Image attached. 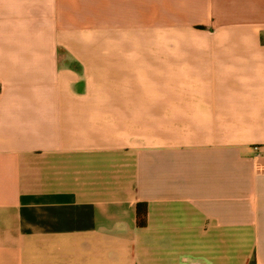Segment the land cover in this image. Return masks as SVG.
I'll list each match as a JSON object with an SVG mask.
<instances>
[{
	"label": "crops",
	"instance_id": "crops-1",
	"mask_svg": "<svg viewBox=\"0 0 264 264\" xmlns=\"http://www.w3.org/2000/svg\"><path fill=\"white\" fill-rule=\"evenodd\" d=\"M263 34L264 0H0V264H264Z\"/></svg>",
	"mask_w": 264,
	"mask_h": 264
},
{
	"label": "trees",
	"instance_id": "trees-1",
	"mask_svg": "<svg viewBox=\"0 0 264 264\" xmlns=\"http://www.w3.org/2000/svg\"><path fill=\"white\" fill-rule=\"evenodd\" d=\"M134 209H135L134 210L135 211V226L137 228H144L146 226V216H147L146 204L137 203Z\"/></svg>",
	"mask_w": 264,
	"mask_h": 264
},
{
	"label": "rangeland",
	"instance_id": "rangeland-1",
	"mask_svg": "<svg viewBox=\"0 0 264 264\" xmlns=\"http://www.w3.org/2000/svg\"><path fill=\"white\" fill-rule=\"evenodd\" d=\"M264 35V34H263Z\"/></svg>",
	"mask_w": 264,
	"mask_h": 264
}]
</instances>
